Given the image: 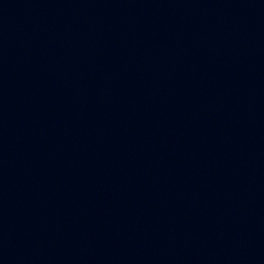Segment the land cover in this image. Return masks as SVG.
<instances>
[{
	"label": "water",
	"instance_id": "95a60500",
	"mask_svg": "<svg viewBox=\"0 0 264 264\" xmlns=\"http://www.w3.org/2000/svg\"><path fill=\"white\" fill-rule=\"evenodd\" d=\"M115 0H0V114Z\"/></svg>",
	"mask_w": 264,
	"mask_h": 264
}]
</instances>
